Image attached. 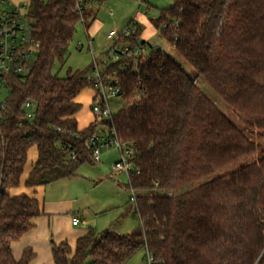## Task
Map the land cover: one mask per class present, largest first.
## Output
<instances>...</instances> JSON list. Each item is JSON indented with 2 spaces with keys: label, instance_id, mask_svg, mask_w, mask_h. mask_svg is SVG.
<instances>
[{
  "label": "trees",
  "instance_id": "1",
  "mask_svg": "<svg viewBox=\"0 0 264 264\" xmlns=\"http://www.w3.org/2000/svg\"><path fill=\"white\" fill-rule=\"evenodd\" d=\"M89 3L30 0L37 58L27 75L0 76V96L8 91L0 105V264H31L36 256L31 248L19 260L12 253L43 214L36 197L9 193L20 186L30 149L37 147L38 158L26 187L70 179L95 163L86 142L100 127L135 151L140 174H130L128 186L137 191L140 226L126 235L90 229L74 249L53 243L54 264H125L140 250L152 264H264V0H174L152 20L249 134L154 45L101 69L125 104L80 130L77 98L97 91L94 64L65 77L53 70L64 63L77 24L93 22ZM129 26L133 33L121 41L145 50L142 28Z\"/></svg>",
  "mask_w": 264,
  "mask_h": 264
},
{
  "label": "rangeland",
  "instance_id": "2",
  "mask_svg": "<svg viewBox=\"0 0 264 264\" xmlns=\"http://www.w3.org/2000/svg\"><path fill=\"white\" fill-rule=\"evenodd\" d=\"M90 3H93L92 6L96 12V20L92 25V29H89L91 44L89 45L85 25L83 21H80L76 26V33L68 48L64 63H57L54 67L53 73L59 77H65L69 70L73 72L90 71L94 60L100 62L102 59H107L108 63H113L110 50L114 45V40L108 38L109 31L117 30L121 32L130 25L131 21H134L139 22L144 32L148 33L151 26L149 27L148 22L143 21L142 18L151 23V20L159 17L162 9L171 7L174 0H130L126 4L118 1L97 2L90 0ZM9 4L10 2L7 0H0V8H9L11 6ZM140 18L141 21L138 20ZM149 39L143 52L144 55L150 52L149 45L157 43L158 48L165 50L234 124L249 134V131L244 128L234 111L224 103L208 84L196 75L190 64L178 54L174 45L162 37L158 30H156L153 38ZM142 40H144V37L141 38ZM78 43L83 44L81 49L78 48ZM100 68L103 69L104 66L101 65ZM7 97L8 91L3 88L0 103ZM78 99L82 105L79 114L80 125L89 118L94 117L93 122L97 120L92 111L93 105L98 102V100H95V91L90 88L85 89ZM124 104L122 96L113 95L110 97V105L114 113ZM124 154H126V150H124ZM258 157L257 155L254 159ZM101 158L99 163H83L77 170V176L73 178L60 179L37 188L38 192L42 193L43 200L41 201L46 205V208L52 207L59 211L55 221V223L57 222L56 227L59 226V230L54 233L50 242L53 241V243L58 244L57 240L62 237L64 241L72 246L75 241V232L79 230L87 233L92 229L96 234L105 233L106 230H109L126 235L139 228L140 219L135 211L134 204L130 200L131 188L128 186V175L123 174L119 179L111 177V166L121 160L122 153L117 148L106 149L102 152ZM241 164H237L235 167ZM72 218L80 220L81 223L78 227L73 225ZM41 258H43V264H54L52 256L50 262L46 255H41ZM145 258L146 251L140 250L125 264H148V260Z\"/></svg>",
  "mask_w": 264,
  "mask_h": 264
},
{
  "label": "built area",
  "instance_id": "3",
  "mask_svg": "<svg viewBox=\"0 0 264 264\" xmlns=\"http://www.w3.org/2000/svg\"><path fill=\"white\" fill-rule=\"evenodd\" d=\"M29 4L12 5L9 8H0V76L4 74L27 75L37 58L39 44L32 36V26L28 20ZM133 30L127 28L119 32L112 30L108 34L110 40H114V45L110 50V57L113 62L120 61L125 56H139L144 48L132 49L129 43L121 41L122 38L128 37ZM91 41L89 40V45ZM154 46H157L154 44ZM108 64L107 59L100 62L94 60L93 76L96 80L95 100L92 111L94 116L99 120H107L114 114L110 105L111 96H120L121 92L115 86L117 81L110 79L105 81L101 76L100 66ZM109 90V91H107ZM109 92H111L109 94ZM4 107V103H0ZM27 109V118H34V104L28 102L25 106ZM87 148L91 151L94 162H101L102 152L106 149L117 148L122 153L120 161L115 162L111 166V177L119 179L123 174L135 172L140 174V170L134 166L132 162L135 157V151L132 147L126 146L115 134L105 127L98 128L87 140ZM126 150V154H124ZM131 202L136 204L137 191L131 188ZM81 222L78 218H73V225L77 226ZM148 264H152L153 258L148 256Z\"/></svg>",
  "mask_w": 264,
  "mask_h": 264
},
{
  "label": "crops",
  "instance_id": "4",
  "mask_svg": "<svg viewBox=\"0 0 264 264\" xmlns=\"http://www.w3.org/2000/svg\"><path fill=\"white\" fill-rule=\"evenodd\" d=\"M7 1L10 2L11 6L12 5H17V4H22V3H25V2L28 3V4L30 3V0H7ZM44 1H47V0H44ZM95 1H97V2L98 1H118L119 3L126 4V2H128L130 0H95ZM92 5H93V3H89L88 6L92 7L94 9V7ZM95 20H96V12H95V18H94L93 22L90 25L91 28L89 27V29H92V25L95 22ZM138 20L141 21V18L138 19ZM142 20L148 22L147 24L149 25V27L151 26V28L148 29V33H146V32H144V30H143L142 26L140 25V23L136 22L142 28V35L143 36L141 35V38L144 37V41L148 42L150 40L149 38H153V35L155 34L157 28L153 25L152 22H151L152 24L149 23V21H147L145 18H142ZM128 27H130V26H128ZM128 27H126L125 29H127ZM89 29H86L88 39H89V36H91V33H90ZM111 31L112 30H110L109 32H111ZM154 44H157V43H154ZM82 45L83 44L78 43V48L81 49ZM78 100L79 99L77 98V101ZM79 114H80V112L76 115V118L78 120L79 129L82 130V129H85L86 127H88L93 122L94 117L91 118V119L90 118L87 119V121H85L84 123H82L80 125V123H79V121H80ZM37 158H38L37 147H33V148L30 149V151L28 153V161H27L24 173H23V175L21 177L20 186L17 187V188L10 189L9 193L11 195H19V194L25 193V194H27L29 196L36 197L38 199L39 203H40L41 209L43 210L42 211L43 214L33 220V222L35 224L34 227L29 232H27L21 238V240H19L17 242H14L12 244V253H13L14 258L16 260H19V259H21L24 250L26 248H31L34 251L35 255H36L35 258L33 259V261L31 262V264H43L44 261L42 260L43 258H41V255H43V256L46 255L48 257V261L49 262H50L51 256H52V261L54 263L53 254H52V245H51V244H53V241L50 242V239L54 235V233L59 230V226L56 227L57 226V222L55 223V221L57 219L56 216L59 214V211H57L56 209H54L52 207L49 208V209L46 208V205H44L42 203V201H41V200H43L42 199V193L38 192V190H37L38 187L28 188V187L25 186V182H26V180L28 178V175H29L30 171L32 170L34 164L36 163ZM64 212H66V211H64ZM72 220H73V218H72ZM54 223H55V226H54ZM79 225H77V227ZM85 233H86L85 231L83 232V231H80V230L75 232V236H74L75 241L77 240L78 237H80L81 235H83ZM57 241L59 243H61L64 240H63L62 237H60V239H58ZM75 241H74V245H75ZM74 245L72 244V246H71L72 249H74Z\"/></svg>",
  "mask_w": 264,
  "mask_h": 264
},
{
  "label": "water",
  "instance_id": "5",
  "mask_svg": "<svg viewBox=\"0 0 264 264\" xmlns=\"http://www.w3.org/2000/svg\"><path fill=\"white\" fill-rule=\"evenodd\" d=\"M108 232H109V230H106V231H105V234H107Z\"/></svg>",
  "mask_w": 264,
  "mask_h": 264
}]
</instances>
